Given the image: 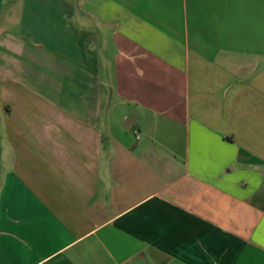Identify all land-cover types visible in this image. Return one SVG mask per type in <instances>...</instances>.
Here are the masks:
<instances>
[{
    "label": "crops",
    "instance_id": "0c3cea01",
    "mask_svg": "<svg viewBox=\"0 0 264 264\" xmlns=\"http://www.w3.org/2000/svg\"><path fill=\"white\" fill-rule=\"evenodd\" d=\"M0 264H264V0H0Z\"/></svg>",
    "mask_w": 264,
    "mask_h": 264
},
{
    "label": "built area",
    "instance_id": "2783aa9c",
    "mask_svg": "<svg viewBox=\"0 0 264 264\" xmlns=\"http://www.w3.org/2000/svg\"><path fill=\"white\" fill-rule=\"evenodd\" d=\"M136 138H139V135L138 134H136Z\"/></svg>",
    "mask_w": 264,
    "mask_h": 264
}]
</instances>
